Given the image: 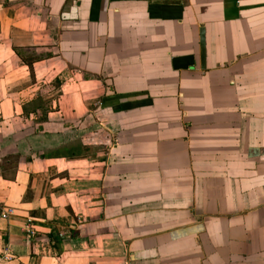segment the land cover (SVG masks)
Masks as SVG:
<instances>
[{"label": "crops", "instance_id": "crops-1", "mask_svg": "<svg viewBox=\"0 0 264 264\" xmlns=\"http://www.w3.org/2000/svg\"><path fill=\"white\" fill-rule=\"evenodd\" d=\"M0 264H264V0H0Z\"/></svg>", "mask_w": 264, "mask_h": 264}, {"label": "rangeland", "instance_id": "rangeland-1", "mask_svg": "<svg viewBox=\"0 0 264 264\" xmlns=\"http://www.w3.org/2000/svg\"><path fill=\"white\" fill-rule=\"evenodd\" d=\"M88 128H89V130L91 131V126H88ZM85 142L89 143V142H91V141H85ZM100 143H101V146L104 147V143H105V141H100Z\"/></svg>", "mask_w": 264, "mask_h": 264}, {"label": "built area", "instance_id": "built-area-1", "mask_svg": "<svg viewBox=\"0 0 264 264\" xmlns=\"http://www.w3.org/2000/svg\"><path fill=\"white\" fill-rule=\"evenodd\" d=\"M26 232L29 233V234H31V235H33V233L31 231H29V230H26Z\"/></svg>", "mask_w": 264, "mask_h": 264}, {"label": "trees", "instance_id": "trees-1", "mask_svg": "<svg viewBox=\"0 0 264 264\" xmlns=\"http://www.w3.org/2000/svg\"><path fill=\"white\" fill-rule=\"evenodd\" d=\"M8 158V157H7ZM6 159V158H5ZM4 160V159H3Z\"/></svg>", "mask_w": 264, "mask_h": 264}]
</instances>
